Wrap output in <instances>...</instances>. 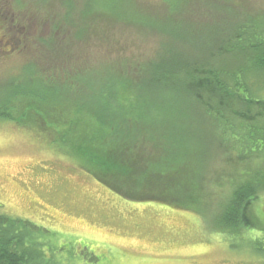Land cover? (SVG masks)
I'll return each mask as SVG.
<instances>
[{
    "label": "trees",
    "instance_id": "1",
    "mask_svg": "<svg viewBox=\"0 0 264 264\" xmlns=\"http://www.w3.org/2000/svg\"><path fill=\"white\" fill-rule=\"evenodd\" d=\"M166 1L161 0L164 9L147 12L149 18L157 13L155 18L166 25L165 32L160 33L163 36L157 34L162 42L150 60L128 67L122 61L109 63L102 67L108 78L103 82L92 76L94 66L72 65V54L67 56L56 43L61 58L55 65L65 68V76L60 79L54 75L58 69L51 65L54 60L45 64L39 57L41 68L55 71L44 75L32 62L36 69L32 71V83L37 90L2 101L0 118L20 127H34L36 123L26 116L39 114V123H45L42 138L47 132L60 133V125L45 111L66 112L71 125L83 120L84 150L79 155L75 152L73 158L86 155L94 163L85 170L95 172L96 178L102 173L105 182H113L105 186L133 199L155 200L150 202L200 215L202 210L195 203L196 183L208 172L215 173L214 180L222 176L212 166L218 153L225 154L233 169L224 176L230 186L218 203L220 212L209 218L215 228L241 243L247 238L239 234L242 209L264 197V19L253 17L259 11L252 13L244 7V16L239 18V7L233 0ZM219 3H225L238 22L221 28L217 22L221 17L223 20L221 13L213 23L214 36L209 34L208 41L198 42L197 35L215 17L209 5ZM198 4L200 9L196 8ZM114 13L117 20L121 18V7ZM181 28L186 31L179 32ZM49 42L50 37L39 38L38 49L46 52ZM50 90L59 93L55 104L43 96V91ZM59 141L53 142L61 150H70L64 139ZM122 180L126 183L117 187ZM198 204L203 206L200 200ZM204 208L206 212L207 206ZM251 237L247 238L249 247L255 253H264V235ZM51 239L45 228L0 215V264H56L50 256L54 247Z\"/></svg>",
    "mask_w": 264,
    "mask_h": 264
},
{
    "label": "rangeland",
    "instance_id": "2",
    "mask_svg": "<svg viewBox=\"0 0 264 264\" xmlns=\"http://www.w3.org/2000/svg\"><path fill=\"white\" fill-rule=\"evenodd\" d=\"M233 1L238 4L239 18L244 16V7L252 13L259 11L253 17L264 19V0ZM120 7L118 21L114 9ZM157 7L164 9L161 0H0V105L15 94L37 90L32 71L36 70L33 63L38 69L43 66L38 64L39 57L44 58L45 64L54 60L51 65L58 67L54 75L60 79L65 76V68L55 65L61 58L56 43L67 56L72 54V65L94 66L92 76L103 82L108 78L102 67L109 63L122 61L128 67L150 60L162 42L157 34L163 36L160 33L166 30V25L155 18L157 13L148 17L147 12ZM201 7L196 5L197 9ZM209 8L215 17L197 35L198 42L208 41L209 34L214 36L213 23L221 13L223 20H217L221 28L238 22L225 3ZM136 22L148 26L147 30ZM183 31L186 29L179 30ZM72 36L78 40L73 41ZM48 37V49L40 51L37 40ZM8 45L12 51L5 53ZM40 70L44 75L55 71L49 67ZM115 77L119 78L118 74ZM43 92L50 104L60 98L56 90ZM58 112L44 114L51 115L50 119L60 125L59 135L47 132L43 138L40 133L45 123H39V114H24L36 123L34 127H20L0 118V215L48 230L54 244L50 256L56 264H264V253H255L248 242V237L264 235V197L243 207L239 234L248 239L241 243L215 228L209 218L220 212L218 203L230 186L224 176L233 169L225 154L218 153L212 166L222 176L214 180L215 173L206 172L194 188L196 208L203 215L150 202L155 200L133 199L127 193L110 189L113 182H105L102 173L96 178L95 172L85 170L95 166L86 155L73 158L84 148L85 122L79 120L82 123L71 125L70 115ZM61 139L71 146L70 150H61L53 142ZM124 183L122 180L116 186ZM43 254L47 256L48 252ZM89 259H94L93 263Z\"/></svg>",
    "mask_w": 264,
    "mask_h": 264
},
{
    "label": "flooded vegetation",
    "instance_id": "3",
    "mask_svg": "<svg viewBox=\"0 0 264 264\" xmlns=\"http://www.w3.org/2000/svg\"><path fill=\"white\" fill-rule=\"evenodd\" d=\"M10 51H12V48H11L10 45H8V50H7L5 53H8V52H10Z\"/></svg>",
    "mask_w": 264,
    "mask_h": 264
}]
</instances>
